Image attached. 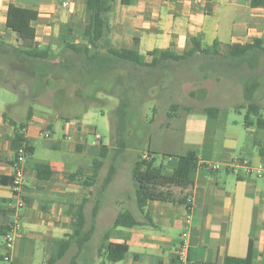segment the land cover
Segmentation results:
<instances>
[{
    "label": "crops",
    "instance_id": "obj_1",
    "mask_svg": "<svg viewBox=\"0 0 264 264\" xmlns=\"http://www.w3.org/2000/svg\"><path fill=\"white\" fill-rule=\"evenodd\" d=\"M112 1L113 7L107 14L111 45L116 49H136L145 56L146 61H150L147 54L153 50L169 49L177 53L188 50L193 37L199 39L202 47L219 42L221 48L233 44L244 45L254 39L264 40V8H250V0H132L127 6L121 5L119 0ZM64 2L68 4L67 7H62ZM10 4L37 12V20L32 26L36 30L35 41L41 49H52L48 40L50 36L54 37L58 25L75 24L84 10L82 0H0V28L3 25L5 29ZM6 32L21 43L15 34ZM59 34L57 31V36ZM1 80L0 87L5 89L6 95L0 94V264H32L34 256L43 253L42 246L47 250L48 246L52 247L53 240L61 239L70 232L66 230V225L71 226L68 210L70 197L79 196L76 206L83 200H91L87 188L80 184L78 188H72L65 177L67 175L68 178L78 169L71 172L65 164L55 159L30 165L35 144L40 139L39 132L48 129L51 134L55 130H62V139L50 144L52 150L64 148L63 141H73L67 152L80 153L85 151L88 144L83 142L85 131L80 120L82 114L80 119L70 120L53 115L50 105H42L46 106V111H38L37 115L33 108L37 102L30 99L33 93L31 86L27 97L22 98L18 90H12ZM22 80L20 78L16 82ZM34 92L36 94L37 89ZM9 95H14L18 100L14 102ZM29 107H32L33 115L23 134L33 153L24 166L22 196L25 207L15 216L7 209L9 202H15L11 188L14 128L8 121L17 124L24 121ZM228 112L225 108L216 119L207 118L205 121L203 149L206 152L199 157L194 149L198 167L189 183L176 184L166 178L175 168L177 158L151 148L156 152L155 157L160 154L165 156L160 163H157V159L155 161V165H161L165 173L157 187L185 198L186 204L149 202L145 208L149 219L144 218L134 205L131 212L142 226L117 228L111 232L109 241L126 244L128 251L122 261L105 264H177L175 251L181 244L187 220L190 221L184 239L187 264H222L225 257L245 258L250 240L253 264H264V191L258 183L264 184V181L248 174L240 164L243 160L251 165L264 164V152L261 156L259 150L253 152L246 149L244 141L230 137H224L222 144L218 145L215 129L219 124L223 126ZM252 130L248 131L253 133ZM256 144L264 146V134L256 140ZM78 146L81 148L78 149ZM218 147L220 150L215 152ZM239 148L242 153L236 156L234 153ZM212 154H217L218 161H212ZM37 163L50 166V180L42 181L35 177L33 167ZM218 164L222 165L219 170L209 169L210 165ZM76 189L80 190V194L77 195ZM124 204L121 202L119 208L126 207ZM110 211L108 206L100 207L95 227L107 219ZM15 220H18L21 232L11 252V261L4 263L3 236ZM95 263L99 264L100 261L96 259Z\"/></svg>",
    "mask_w": 264,
    "mask_h": 264
},
{
    "label": "trees",
    "instance_id": "obj_2",
    "mask_svg": "<svg viewBox=\"0 0 264 264\" xmlns=\"http://www.w3.org/2000/svg\"><path fill=\"white\" fill-rule=\"evenodd\" d=\"M166 1V0H164ZM132 0H119L121 5H130ZM85 21L81 24V30L73 23L61 25V32L56 40L59 51L41 49L35 39L36 30L32 23L37 20V12L32 9H24L9 5L6 13L5 30L16 35L21 41V48L10 46L2 41L0 34V54L9 56L13 63L18 65L22 72V78L31 80L32 95L35 90L43 85H49L51 79L62 81L65 85H78L77 95L82 96L88 105H100L102 99L99 94L115 97L118 100L113 110L114 143L110 146L92 145L88 152L92 157L90 174L84 176L82 169L68 175V181L77 182L87 189L94 187L104 160L110 158L113 162L122 156L128 145L125 139L127 131V117L132 104L133 95L140 94L145 99L146 91L155 89L156 99H160L167 90H172V72L178 68L193 66L202 80L214 79L217 82L232 80L240 83L243 104L235 109L245 110L244 126L255 128L253 132V144L244 142V148L249 145L258 148L263 156V145H255L256 140L264 134V108L256 101L255 96L260 88V73L264 69V40L254 39L244 45H226L221 48L219 42H214L210 47H202L199 39H190V48L181 53L166 50H153L147 54L150 61L136 49L119 48L111 45L108 38L107 14L113 7L112 0H83ZM250 8H264V0H250ZM79 33L80 42H74L73 38ZM58 59L56 63L54 61ZM31 95V96H32ZM191 98L195 97L190 93ZM197 99H203V93L198 94ZM183 109L187 114L194 113L191 106H180L171 103L166 113L167 119L178 117L177 112ZM155 110V109H154ZM227 110V109H226ZM209 119H216L220 111L225 108L206 106L200 108ZM33 115L32 107H29L24 121L20 123L8 121L13 126L14 154L24 145L27 158L32 155L33 148L25 139L23 131ZM111 119V118H110ZM248 133H251L248 131ZM253 146V147H254ZM78 149L81 147L78 146ZM147 156L142 159L137 155L131 170V179L134 186V198L138 211L147 218L145 208L149 202H166L186 204L185 198L176 196L172 191L157 187L158 181L164 177L163 167L155 165L156 152L148 146ZM176 166L172 172L165 176L176 184L189 183L198 167L197 153L194 149H188L184 154L176 155ZM114 164L110 165L106 177L100 187L99 196L110 186L116 174ZM211 170V169H210ZM35 177L38 180L51 179L52 170L47 163H37L33 167ZM89 200L72 209L71 232L61 239L52 241L50 255L46 264H57L68 252L75 248V255L71 256L68 264H77L79 256L83 253L88 243L95 234L96 217L100 209L99 197L94 200L87 217L86 205ZM142 224L128 209L117 213L112 225L103 231L99 245L96 249L99 264L107 262L116 263L122 261L128 251L126 244H115L109 241L114 229H130L140 227ZM8 228L5 230L7 231ZM222 264H253L252 241L248 246L245 258L225 257Z\"/></svg>",
    "mask_w": 264,
    "mask_h": 264
},
{
    "label": "rangeland",
    "instance_id": "obj_3",
    "mask_svg": "<svg viewBox=\"0 0 264 264\" xmlns=\"http://www.w3.org/2000/svg\"><path fill=\"white\" fill-rule=\"evenodd\" d=\"M80 16V19H76L77 21L75 24L78 26V29L81 30V24L85 21L84 10L81 12ZM0 29L2 30L1 36L3 42H6V44L10 46L21 48L22 45L16 41L15 37L7 34L3 25H1ZM57 31L61 33L64 29H61V25H58ZM57 31L56 34L53 35L54 37L50 36L48 40L49 46L52 47L50 50L55 52L60 50L56 40ZM79 36V33H77L73 40L75 42H80ZM57 61L58 59H56L54 63ZM193 66L194 65L189 67L186 66L173 71L172 86H170V88L173 87V89L167 90V93H163L160 99H156V94L154 93L155 89L150 88L146 91L145 99H143L140 94L133 95L132 104L127 117V131L125 135L128 147L125 153L118 157L115 162L110 158L104 160L94 187L86 189L90 191L89 197L91 198L89 201L90 203L88 202L86 205L88 218L92 204L98 197L101 200L100 207L105 208L108 206L111 211L107 213V219L96 227L95 234L83 253L79 256L77 264H96V259L101 261V259L96 256V249L103 231L111 226L113 217L119 211L124 209L132 211L134 205H136L131 170L137 155H141L142 159H149L147 156L149 145L153 149H158L161 153L173 154L174 156L181 155L190 148L196 149L199 157L205 154L206 151L203 149V141L207 117L199 114L197 110L206 106H217L226 108L229 111L223 126L219 124L218 129H215V138L218 145L222 144L224 137L238 139L242 142H246L247 139L248 142L253 144L252 140L254 134L248 133V130L253 129L252 131L254 132L255 128L252 127L247 129L244 126L245 110L237 111L235 109L238 105L243 104L240 83L238 84L232 80L217 82L211 78L202 80L197 71L193 69ZM17 67L18 65L13 63L11 57L0 54L1 81L11 87L12 90L13 88L18 90L22 98H26L30 90L31 80L28 79L29 77L25 78L24 76L22 81L16 82L17 79L22 78L23 75ZM257 73H260L261 78L259 80L260 88L256 93L255 101L264 108V69L257 71ZM12 77L17 79L13 80L14 78L11 79ZM78 88V85H65L62 81L51 79L49 85H43L37 90L35 96L32 95L30 97V99L37 102L32 106L34 110L37 111V115H39L38 111L41 112L46 109V106L42 105H50L53 115L67 117L70 120L80 119L82 114L80 120L85 131V141L83 140V142L91 145L95 134H97L101 138V146L112 145L114 143V125H112L111 122H113V110L118 104L117 98L99 94L97 98L102 99L103 102L100 103V105H88L82 96L77 95L76 91L79 90ZM190 93H194L195 97L191 98L189 96ZM201 93H203V99L199 100L196 96ZM0 94L1 96L2 94L6 95L5 89L2 87H0ZM9 97L13 99L14 102L18 100L14 95H9ZM171 103L179 104L180 106H191L194 111L198 113L186 114L183 109H179L177 112L179 118L169 120L166 117V113ZM183 119H185V123L182 127ZM45 130L48 131V129ZM61 137L62 130L60 129L51 133L49 139L40 138L35 144V154L31 160H29L30 165L38 161H50L55 159L65 164L66 169L71 172L81 168L84 176L89 175L92 164V159H90L91 156L88 152L89 146L85 145V151L80 152L84 154L67 152V148L73 141H63L62 145L64 148L60 150L50 149V144L56 140H61ZM253 146L249 145L250 148L248 149H252L253 152H256L258 148ZM218 150H220L219 147L214 151L217 152ZM241 150L240 148L237 149L234 154L240 156L242 153ZM217 154H212V161H218ZM163 157L165 156L161 154L157 155V163H160ZM112 164H114L117 169L116 174L108 189L99 196L102 182ZM65 177L68 180L67 175H65ZM68 183H70L72 188H78L77 186H79V184L71 183L70 181H68ZM258 183L261 184L264 191V184L262 182ZM79 188L80 190H84L81 187ZM80 190L78 191V189H76L77 195L80 194ZM78 201L79 196L77 198L76 196L70 197V204L68 207L70 216L72 214V209L76 206L75 203ZM110 202L113 203L110 204ZM121 202L125 203L124 205L126 207L119 208ZM105 215L106 214H103V216ZM66 230L71 232V226L69 227L66 225ZM42 248L44 249L43 253H41L43 255H35L34 260L31 261L32 264H46L51 252V245L47 247V250L43 246ZM75 253L76 249H71L66 257L57 264H68L71 256L75 255Z\"/></svg>",
    "mask_w": 264,
    "mask_h": 264
},
{
    "label": "built area",
    "instance_id": "obj_4",
    "mask_svg": "<svg viewBox=\"0 0 264 264\" xmlns=\"http://www.w3.org/2000/svg\"><path fill=\"white\" fill-rule=\"evenodd\" d=\"M67 3H62V7H67ZM51 136L50 132L47 130H42L39 132V138L49 139ZM101 143V138L99 135L95 134L94 140L92 145H99ZM27 159V151L25 146H20L15 154L12 163L13 168V176L11 181V188L13 192V196L15 197V202H9L7 204V209L18 216V213L25 207V202L23 199V188L25 184V177H24V166ZM244 166L246 172L248 174L253 175L255 178L261 179L264 181V165L260 164L257 166L249 164L247 161H242L240 163ZM225 166V165H223ZM222 165H210L209 169L216 171L219 170ZM190 221H186V227L184 232L182 233V241L181 244L175 251V257L177 264H187V246L184 239L187 236L188 229H189ZM21 229L18 220H15L10 226L7 232L3 236V247H4V254L2 255V262L9 263L11 261V252L14 248L15 242L20 235Z\"/></svg>",
    "mask_w": 264,
    "mask_h": 264
}]
</instances>
